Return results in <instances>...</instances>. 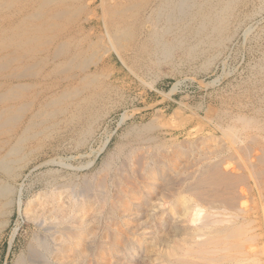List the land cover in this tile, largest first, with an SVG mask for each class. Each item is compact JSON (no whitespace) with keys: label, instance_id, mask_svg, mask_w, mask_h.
Returning a JSON list of instances; mask_svg holds the SVG:
<instances>
[{"label":"bare ground","instance_id":"bare-ground-1","mask_svg":"<svg viewBox=\"0 0 264 264\" xmlns=\"http://www.w3.org/2000/svg\"><path fill=\"white\" fill-rule=\"evenodd\" d=\"M262 10L264 0H0V243L16 209L29 232L10 264H264V47L239 83L181 105L189 116L133 121L108 152L116 131L105 127L122 97L114 57L136 77L176 51L216 68ZM157 198L168 207L155 211Z\"/></svg>","mask_w":264,"mask_h":264},{"label":"rangeland","instance_id":"rangeland-1","mask_svg":"<svg viewBox=\"0 0 264 264\" xmlns=\"http://www.w3.org/2000/svg\"><path fill=\"white\" fill-rule=\"evenodd\" d=\"M262 11L264 12V10ZM263 12L258 17L253 19V21H247L245 22L246 24L244 23L242 28L243 31L248 28H253L249 32L251 35L249 34V36L246 37L245 32L243 33L241 29L240 32L242 33L238 32L237 36L234 38L235 40L230 46L231 48H229L230 51H227L228 54L226 55H228V58L218 64L216 68L212 66L208 70L200 69L192 64H189L185 59L182 60L179 52L177 53L176 51L174 52V60L172 61L173 63L168 62L159 65L154 64L156 66H152V70L150 71L151 74H147L149 77L147 75H144L143 77H136L127 69H125L122 63L117 61L114 57V61H112L110 64L111 68L116 70V84L121 89L122 97H115V106L106 119L105 127L108 130L116 131V134H114L107 152L116 146L117 142L119 141V137L127 131L133 121L146 122L151 118H159L161 121L169 123L176 117V115L183 114L189 116V112H185L184 114L180 109L181 105H195L203 98L209 100L212 96L214 97L219 92L222 93L225 89H227L229 87L228 83H239L240 80H242L241 78L247 77V74L251 70V66L259 59L261 51L260 49L264 47ZM252 36H256L257 40H251L250 38H252ZM188 68H190V70ZM222 70H225L229 76L216 88L206 86L207 83L221 75L223 73ZM176 83H179V90L177 89L175 92H172V88ZM149 84L152 86L149 87ZM125 112L129 115L131 114L130 118L126 122L122 123L119 127L118 124ZM171 115L174 117H170ZM116 126L118 128H116ZM107 152L102 153V155L99 157V161L104 158ZM37 188V190H39L41 185H38ZM27 199L28 198L26 196L24 201L26 202ZM21 218L22 216L16 209L14 215L11 218L10 225L6 229L4 237L1 240L2 242L0 243V264H4V261H6L5 256L10 253L9 238L11 236V230H13L16 225H18V234L15 245L11 250L8 264L11 263L14 252H18L21 245H25L27 242V234L29 232H27L26 222L23 220V218Z\"/></svg>","mask_w":264,"mask_h":264},{"label":"clouds","instance_id":"clouds-1","mask_svg":"<svg viewBox=\"0 0 264 264\" xmlns=\"http://www.w3.org/2000/svg\"><path fill=\"white\" fill-rule=\"evenodd\" d=\"M153 204L154 205H156V204L159 205V207L156 208L155 211H162L163 209H165V208L168 207L167 203H162L159 198H157L156 200H154L153 201Z\"/></svg>","mask_w":264,"mask_h":264}]
</instances>
